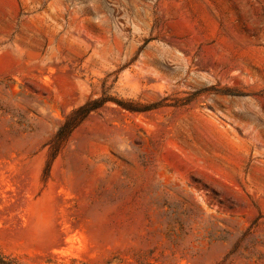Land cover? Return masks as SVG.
Segmentation results:
<instances>
[{
  "label": "rangeland",
  "instance_id": "374dc122",
  "mask_svg": "<svg viewBox=\"0 0 264 264\" xmlns=\"http://www.w3.org/2000/svg\"><path fill=\"white\" fill-rule=\"evenodd\" d=\"M0 253L264 264V0H0Z\"/></svg>",
  "mask_w": 264,
  "mask_h": 264
},
{
  "label": "trees",
  "instance_id": "16d2710c",
  "mask_svg": "<svg viewBox=\"0 0 264 264\" xmlns=\"http://www.w3.org/2000/svg\"><path fill=\"white\" fill-rule=\"evenodd\" d=\"M106 99L99 98L96 100L86 101L84 104L80 105L79 107L73 109L70 113L65 116L64 121L59 126L57 131L55 132L54 136L52 137V141L55 145V151L59 147V145L65 141V139L69 136L70 132L86 117L88 113L91 111L99 108ZM120 106L129 109V110H136L131 107H127L125 105ZM0 264H22L17 259L13 257H9L0 253ZM137 264H148L146 262H138Z\"/></svg>",
  "mask_w": 264,
  "mask_h": 264
}]
</instances>
